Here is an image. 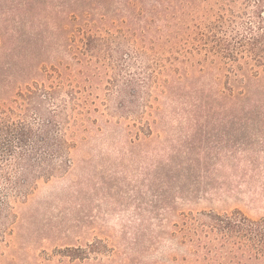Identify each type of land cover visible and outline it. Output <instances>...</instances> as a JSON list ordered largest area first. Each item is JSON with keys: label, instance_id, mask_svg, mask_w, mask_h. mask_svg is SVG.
<instances>
[{"label": "trees", "instance_id": "1", "mask_svg": "<svg viewBox=\"0 0 264 264\" xmlns=\"http://www.w3.org/2000/svg\"><path fill=\"white\" fill-rule=\"evenodd\" d=\"M226 1L0 0V244L12 229L4 223L9 203L26 196L36 178L51 176L55 159L66 157V172L72 171L69 139L102 130L91 120L90 97L98 84L109 83V65L95 56L96 42L117 34L135 59L153 57L123 84L128 102L145 99L141 124L122 129L129 148L119 152L129 166L110 168L98 186L104 198L128 188L148 207L138 204L143 211L124 257L105 237L42 250L26 264H110L115 258L117 264H163L149 256L166 242L183 254L170 248L165 264H264V218L191 207L226 189L223 172L264 157V140L258 150L253 143L264 129V76L253 68L258 63L264 72V0H254L251 10V0H229L238 9ZM60 88L65 96L52 100ZM32 96L41 108L48 99L49 107L27 119ZM126 167L143 177L132 188ZM74 189L69 200L81 191ZM65 217L70 228L84 220L71 212Z\"/></svg>", "mask_w": 264, "mask_h": 264}, {"label": "rangeland", "instance_id": "2", "mask_svg": "<svg viewBox=\"0 0 264 264\" xmlns=\"http://www.w3.org/2000/svg\"><path fill=\"white\" fill-rule=\"evenodd\" d=\"M227 1L231 9L240 8L232 6L233 3ZM249 4L251 10L254 0H251ZM248 14L250 13H243L240 20H246ZM242 28L244 27L241 25L240 29ZM96 44H98V52L95 56L106 61L109 65V83L98 84L95 96L90 97L93 100L91 120L94 118L95 122L102 126V130L98 133L92 129L94 133L83 140L78 137L69 139L74 142L73 145L67 147L70 152V160L74 162L72 171L66 172V157L55 159L53 165L57 169L51 172V176L36 178L34 188L28 189L26 196H21L19 200L9 203L4 211V215L9 218L4 220V223L12 229L8 230L4 241L0 244L1 249L5 252L0 257V264H26V260L34 261L33 257L40 254L42 250H51L54 246L59 247L66 244H84L105 240V237L112 239L114 243L117 242V252H119V256L121 255L119 258L124 257V252L128 250L126 243L134 235L139 223L137 219L143 211L138 207V204L141 207H148L147 204L139 203V201L142 202V199L134 198L138 197L135 195L136 192L128 190V188H125L121 196L114 194L112 198H104L101 196L102 189L101 186H98V182L100 177L106 176L108 172H113L110 171V168L111 170H120V164L129 166L127 158L121 156L122 150L129 148L122 129L129 126L135 130L141 124L140 119L145 117L143 114L145 99L128 102V89L123 84L127 78L132 76L137 78L139 76L137 72H143V69H140L141 66H147L153 56L150 54L135 59L132 46H129L128 42L117 34L105 36V40L97 41ZM239 63L243 67L246 65L243 59ZM248 64L252 65L253 62L249 61ZM253 68L264 76L260 64L256 63ZM138 85L137 80L132 84L137 88ZM72 90L70 88L68 91ZM64 96V90L60 88L52 94V100ZM26 100L25 115L27 119L37 118L42 114L43 108L49 107L48 99L43 102V108L40 107L38 96H32ZM122 101L126 102V106L120 109L119 104ZM107 120L110 123L108 127L106 126ZM227 129L231 133L237 131L235 127ZM261 132L263 134H258V138H254L255 142H253L257 150L260 149L259 142L264 140V129ZM164 136L166 135L162 133L160 140ZM234 136L243 138L240 134H234ZM155 138L157 139V137ZM151 146L154 147V144ZM147 148L148 146L145 150ZM256 156H262V154H256ZM250 167L235 172H223L222 174L229 178L226 179V189L220 190L212 198L194 201V205L191 207L194 210L212 209L220 212L239 209L250 218H264V157H259L257 164ZM132 169V167L124 169L129 176L133 175L131 178L134 179L130 181L131 188L133 184L138 185L139 181L143 180L142 175L139 177L134 175L136 174L135 170L134 174H131ZM222 177L219 180H222ZM223 178L225 180V177ZM73 183L76 187L71 186ZM228 183L232 184L228 185ZM74 188L81 189L79 193L81 196L76 194V198L72 197L69 200V196L75 194ZM93 189L101 190L96 193L92 191ZM135 190H138L136 186ZM69 212L76 214V217L78 214L81 219H84L83 222H79L80 227H68L65 216ZM55 226L58 227L55 228ZM125 239L126 241H124ZM118 242H120V246ZM170 248L174 250L175 255L183 254L182 247L178 245L174 247L166 242L158 248L154 256H149V258L160 260L165 264ZM118 260L115 258L114 262L110 260L106 262L117 264L115 261L118 262Z\"/></svg>", "mask_w": 264, "mask_h": 264}]
</instances>
